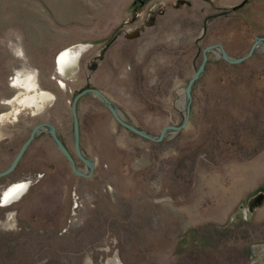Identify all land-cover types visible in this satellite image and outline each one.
I'll use <instances>...</instances> for the list:
<instances>
[{"label": "rangeland", "instance_id": "374dc122", "mask_svg": "<svg viewBox=\"0 0 264 264\" xmlns=\"http://www.w3.org/2000/svg\"><path fill=\"white\" fill-rule=\"evenodd\" d=\"M257 35L264 0H0V170L36 122L52 123L72 151L69 102L83 76L126 122L156 136L181 121L202 49L220 44L237 57ZM76 42L89 46L62 90L53 57ZM217 52H206L192 82L185 125L159 141L81 95L87 177L37 135L0 179V197L28 182L17 200L0 203V264H264V200L247 220L236 210L264 189V47L238 63ZM17 76L55 98L38 113L10 102L28 94L12 86Z\"/></svg>", "mask_w": 264, "mask_h": 264}, {"label": "water", "instance_id": "95a60500", "mask_svg": "<svg viewBox=\"0 0 264 264\" xmlns=\"http://www.w3.org/2000/svg\"><path fill=\"white\" fill-rule=\"evenodd\" d=\"M135 33H137V29L132 30V34H135ZM259 45H264V36L263 35L255 36L253 42L250 44L247 51L244 52L242 55L237 56V57H229L220 44H211V45L204 47L202 49L201 60L198 64L197 68L195 69L194 73L188 79L186 86H185V89H184L185 101H184V109H183V115H182L181 121L178 124L164 125L160 129L159 133L156 136L148 134L144 130L138 129V128L132 126L131 124H129L128 122H126L118 113L116 106L110 100H108L97 89L86 88V89L79 91L72 99L70 110H71V114H72V118H73L74 149H75L76 155L84 163L85 171H80L75 167V164H74L72 157L70 156V154L68 153L66 148L63 146V144L61 143V141L57 137V135L54 131V127L50 123L39 122V123L32 126V128L29 132V135L22 142V144L20 145V147L16 151L15 155L13 156L11 161L9 162V164L3 170H0V176L6 175L10 171H12V169L14 168L16 163L18 162L19 158L21 157L23 151L25 150L26 146L28 145V143L32 139L33 135L39 131H46L50 134V137H51L54 145L56 146L58 151L63 155V157L68 161L72 173L80 175V176H84V177L89 176L91 174V171H92L93 163H92V160L90 158H87L84 155H82V153L78 147L77 120H76V115H75V101L81 94H83L85 92H90V93L96 95L98 97V99H100V101H102V103L107 107V109L109 110L113 119L118 124L123 126L124 128L130 130L131 132H133V133H135V134H137L143 138L149 139V140H153V141L161 140L168 132L178 131L179 129H181L185 125L187 118H188L189 103L191 100L190 88H191V85H192V82L194 81V79L201 73V71L203 69L204 63H205L206 58H207L206 52L208 50H213L214 48H217L219 51V55L222 57L223 60H225L228 63H238V62H241L242 60H244L245 58H247L248 56H250L257 49V47ZM88 46H89V43H87V42H76V43L68 44V45L60 48L54 54V57H53V62H54L53 69H54V71L62 78L70 77L78 69L79 58ZM263 200H264V189H257L254 192H252L251 194H249L243 202H239L236 206V210L240 214V216L243 220H247L252 215L254 209L262 204ZM232 217H233V214H231L229 216L230 219Z\"/></svg>", "mask_w": 264, "mask_h": 264}, {"label": "flooded vegetation", "instance_id": "af4514ba", "mask_svg": "<svg viewBox=\"0 0 264 264\" xmlns=\"http://www.w3.org/2000/svg\"><path fill=\"white\" fill-rule=\"evenodd\" d=\"M150 20H151V17L149 18V21H150ZM143 23H144V22H143ZM141 24H142V23H141ZM138 27H140V25H138L136 28L138 29ZM85 52H86V50L81 54V56H80V58H79V61H78V69H77L76 72L73 73L70 77L62 78V77H60V76L54 71V69H53L54 74H53L51 77H52V79H54L55 84H56L60 89H62V90H66V84H67V81L72 80V79L75 77V75L80 71V68H81V60H82V58H83ZM101 54H102V48H101V50L99 51L98 54L92 55L87 61L84 62V66L87 68V70H91V69H93V68L95 67V61H96V58H100V57H101ZM53 63H54V62H53ZM88 77H89L88 74L85 75V76H83V78H82L83 81H84L83 86L77 88V89L72 93V95H71V99H70V102H69V113H70V116H71V137H70V138H71L72 151H71L70 148L66 145V143H65L64 140H63V138L61 137V135H60L59 132L57 131L56 127H55L52 123H50V124L54 127V131H55L57 137L59 138V140L61 141V143L63 144V146L66 148V150L68 151V153H69L70 156L72 157V159H73V161H74V164H75V167H76L78 170H80V171H85V165H84V163L81 161V159L76 155V152H75V149H74L73 118H72V114H71L70 107H71V102H72L73 97H74L79 91L91 87L89 84L86 83V81L88 80ZM59 79L62 80V82H63V86L59 85ZM85 93H87V92H85ZM85 93H83V94H85ZM20 94H21V93H20ZM83 94H81V95H83ZM81 95H80V96H81ZM15 96H16V94H14L12 97H10V98H12L10 102L13 101V99H14ZM80 96H79V97H80ZM79 97H78V98H79ZM54 98H55V96L52 94V99H51V100H53ZM78 98H77L76 101H75V115H76V120H77V140H78L77 142H78V147H79V149H80V146H79V119H78V115H77V100H78ZM6 102H7V101H6ZM37 123H39V122H36L35 124H37ZM47 123H49V122H47ZM35 124H33V125H35ZM33 125H32V126H33ZM32 126L30 127V129H29L27 135L25 136V138H23V140L20 142L18 148L20 147V145L22 144V142H23V141L27 138V136L29 135V132H30ZM39 134H45V135L49 138V140L51 141V143L53 144V146L56 148V146L54 145V143H53V141H52V139H51V137H50V134H49L48 132H46V131H39V132H36V133L33 135V137H32V139L30 140V142L28 143V145H29V144L31 143V141L34 140L35 137H36L37 135H39ZM28 145L26 146V148L28 147ZM18 148H17V150H18ZM26 148H25V149H26ZM56 149H57V148H56ZM17 150H16V151H17ZM24 151H25V150H24ZM24 151H23V153H24ZM57 151H58V149H57ZM80 151H81V150H80ZM58 152H59V151H58ZM15 153H16V152H15ZM15 153H14V155H15ZM23 153H22V154H23ZM59 153H60V152H59ZM81 153H82V151H81ZM60 154H61V153H60ZM14 155H13V156H14ZM82 155H83V154H82ZM21 156H22V155H21ZM61 156L63 157L62 154H61ZM12 158H13V157H12ZM63 158H64V157H63ZM19 159H20V158H19ZM64 159H65V158H64ZM76 159L80 161L81 166H78V165H77ZM65 160H66V159H65ZM18 161H19V160H18ZM66 161H67V160H66ZM67 162H68V161H67ZM17 163H18V162H17ZM17 163H16V165H17ZM8 164H9V163H8ZM8 164H7V165H8ZM68 164H69V163H68ZM7 165H6V166H7ZM16 165L14 166V168L12 169V171L15 169ZM6 166H5V167H6ZM5 167H4V168H5ZM69 167H70V165H69ZM4 168H3V169H4ZM3 169H1V170H3ZM12 171H10V172H12ZM70 171H71V168H70ZM10 172H9L8 174H10ZM71 173H72V171H71ZM8 174L0 176V179L6 177ZM72 174L75 175V176H80V175H77V174H74V173H72ZM26 178H27V177H26ZM29 182H30V181H29ZM21 183H23V182H21ZM27 183H28V182H27ZM0 185H1V182H0ZM6 187H7V186H6ZM6 187H5V188H6ZM8 187H9V186H8ZM8 187H7V188H8ZM7 188H6V189H7ZM0 203H1V202H0ZM234 216L237 217V214H235ZM239 216H240V214H239ZM240 217H241V216H240Z\"/></svg>", "mask_w": 264, "mask_h": 264}, {"label": "bare ground", "instance_id": "6f19581e", "mask_svg": "<svg viewBox=\"0 0 264 264\" xmlns=\"http://www.w3.org/2000/svg\"><path fill=\"white\" fill-rule=\"evenodd\" d=\"M261 46V45H260ZM264 47V45H262ZM217 48H214L213 51L217 52ZM219 54V51L217 52ZM12 86L17 89H22L26 91L28 94L15 97L13 101H16L17 104L23 107H33L37 111V113L41 110L42 106L50 101L52 97L47 96L43 92H38L37 86L32 80L31 76L20 78L15 77L12 83ZM63 86V83L61 84ZM23 187H19V186ZM28 183L26 182H17L12 183L7 189L3 191L0 197L1 206H6L11 201L19 198L24 190L26 189ZM17 200V199H16Z\"/></svg>", "mask_w": 264, "mask_h": 264}, {"label": "snow or ice", "instance_id": "6c2138e0", "mask_svg": "<svg viewBox=\"0 0 264 264\" xmlns=\"http://www.w3.org/2000/svg\"><path fill=\"white\" fill-rule=\"evenodd\" d=\"M19 187H23V186L21 185V186H19Z\"/></svg>", "mask_w": 264, "mask_h": 264}]
</instances>
